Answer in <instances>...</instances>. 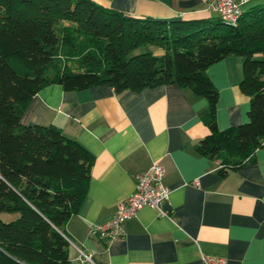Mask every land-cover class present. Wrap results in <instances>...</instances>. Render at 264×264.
Segmentation results:
<instances>
[{
	"label": "trees",
	"instance_id": "trees-1",
	"mask_svg": "<svg viewBox=\"0 0 264 264\" xmlns=\"http://www.w3.org/2000/svg\"><path fill=\"white\" fill-rule=\"evenodd\" d=\"M229 54L239 60L249 108L246 121L220 129L206 68ZM53 82L64 90L106 83L116 92L189 87L208 100L209 132L195 150L223 173L253 163L264 139V4L227 26L139 18L93 0H0V214L10 216H0V264H73L62 230L94 158L56 126L20 123L31 97Z\"/></svg>",
	"mask_w": 264,
	"mask_h": 264
},
{
	"label": "crops",
	"instance_id": "crops-1",
	"mask_svg": "<svg viewBox=\"0 0 264 264\" xmlns=\"http://www.w3.org/2000/svg\"><path fill=\"white\" fill-rule=\"evenodd\" d=\"M93 1L139 18H218L207 8L209 0ZM261 4L246 0L243 10ZM206 73L217 91V126L246 121L249 99L239 88L238 58L229 54ZM207 112L204 95L177 84L116 92L106 83L64 90L53 82L31 97L21 124L56 126L94 158L85 196L62 230L73 264H80L82 252L94 264H203V253L222 256L225 264H264V139L253 163L223 173L217 159L195 150L209 132ZM153 162L162 165L170 189L168 215L143 206L122 223L121 238L93 231L113 216L133 191L135 175Z\"/></svg>",
	"mask_w": 264,
	"mask_h": 264
},
{
	"label": "built area",
	"instance_id": "built-area-1",
	"mask_svg": "<svg viewBox=\"0 0 264 264\" xmlns=\"http://www.w3.org/2000/svg\"><path fill=\"white\" fill-rule=\"evenodd\" d=\"M246 0H209L208 10L215 12L220 21L227 25H235L243 13ZM164 169L159 162H153L145 170L135 175L133 191L117 204L113 216L106 222L93 228L104 234L108 240H115L124 235L122 223L135 216L143 206L154 208L158 215L167 216L165 205L169 199L170 189L163 183ZM196 183V182H195ZM80 264H94L90 254L82 252ZM203 264H225L222 256L201 254Z\"/></svg>",
	"mask_w": 264,
	"mask_h": 264
},
{
	"label": "rangeland",
	"instance_id": "rangeland-1",
	"mask_svg": "<svg viewBox=\"0 0 264 264\" xmlns=\"http://www.w3.org/2000/svg\"><path fill=\"white\" fill-rule=\"evenodd\" d=\"M215 16V15H214ZM214 19H218L217 17H213ZM147 46H145V47H139L136 51L137 52H139V51H147L148 50V48H146ZM148 47H150L151 49H154L153 47H151V46H148ZM69 64L70 65H74L75 64V62H69ZM0 216H1V218H3V219H8L10 216L9 215H7V214H5L4 212L3 213H1L0 214Z\"/></svg>",
	"mask_w": 264,
	"mask_h": 264
}]
</instances>
